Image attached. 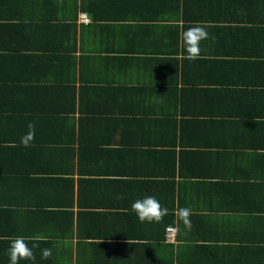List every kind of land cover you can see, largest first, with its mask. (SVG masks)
Masks as SVG:
<instances>
[{"label": "crops", "instance_id": "1", "mask_svg": "<svg viewBox=\"0 0 264 264\" xmlns=\"http://www.w3.org/2000/svg\"><path fill=\"white\" fill-rule=\"evenodd\" d=\"M262 149L264 0H0V264H264Z\"/></svg>", "mask_w": 264, "mask_h": 264}, {"label": "clouds", "instance_id": "2", "mask_svg": "<svg viewBox=\"0 0 264 264\" xmlns=\"http://www.w3.org/2000/svg\"><path fill=\"white\" fill-rule=\"evenodd\" d=\"M207 27L208 26L204 23H196L185 30L183 38L187 51L186 58L192 60L198 58L200 54V42L209 38ZM27 129L28 131L20 139V143L25 147L31 146V143L35 139V123L29 122L27 124ZM258 151L264 153V149ZM131 208L137 214L141 223H160L163 218L169 214V209L163 206L159 199L154 195H145L143 198L136 199L132 203ZM174 214L176 216L175 230L177 234H180L181 222H183L184 229L190 231L192 228L190 217L193 214L191 207H178ZM43 239L44 237L42 236H36L31 240L24 236H16L12 238L7 249L10 264H19V261L21 260L35 261L36 256L33 250L40 248V241ZM51 256L52 249H41L42 259H49Z\"/></svg>", "mask_w": 264, "mask_h": 264}, {"label": "trees", "instance_id": "3", "mask_svg": "<svg viewBox=\"0 0 264 264\" xmlns=\"http://www.w3.org/2000/svg\"><path fill=\"white\" fill-rule=\"evenodd\" d=\"M64 61V60H62ZM60 68H62V72H64L66 69H67V66H62L61 65V62H60ZM88 84H91L92 86L94 85L92 83V81H89L88 79H86ZM79 81L81 84L84 83V80L82 78H79ZM86 83V81H85ZM91 86V87H92ZM71 87V85H70ZM73 89V87H71ZM73 93L75 95V92L73 90ZM72 93V95H73ZM53 111V114H57V115H71V111H68L67 109H65L64 107H60V108H54V109H51ZM36 111H39V108L35 107L34 106H30L29 108H27L25 111H23V108L20 109V112L24 115H31V114H34Z\"/></svg>", "mask_w": 264, "mask_h": 264}, {"label": "built area", "instance_id": "4", "mask_svg": "<svg viewBox=\"0 0 264 264\" xmlns=\"http://www.w3.org/2000/svg\"><path fill=\"white\" fill-rule=\"evenodd\" d=\"M175 228L172 226H169L166 228L165 231V237L167 240H172L174 238Z\"/></svg>", "mask_w": 264, "mask_h": 264}]
</instances>
